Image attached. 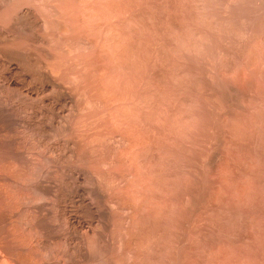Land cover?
Wrapping results in <instances>:
<instances>
[{
	"label": "rangeland",
	"instance_id": "obj_1",
	"mask_svg": "<svg viewBox=\"0 0 264 264\" xmlns=\"http://www.w3.org/2000/svg\"><path fill=\"white\" fill-rule=\"evenodd\" d=\"M0 264H264V0H0Z\"/></svg>",
	"mask_w": 264,
	"mask_h": 264
}]
</instances>
